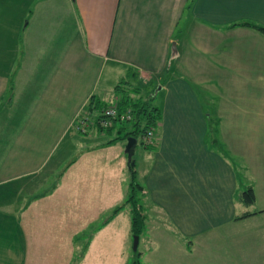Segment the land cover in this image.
<instances>
[{"label": "crops", "instance_id": "obj_1", "mask_svg": "<svg viewBox=\"0 0 264 264\" xmlns=\"http://www.w3.org/2000/svg\"><path fill=\"white\" fill-rule=\"evenodd\" d=\"M244 23L264 0H0V264H131L126 142L77 127L123 79L162 111L142 262L264 264V33Z\"/></svg>", "mask_w": 264, "mask_h": 264}, {"label": "trees", "instance_id": "obj_2", "mask_svg": "<svg viewBox=\"0 0 264 264\" xmlns=\"http://www.w3.org/2000/svg\"><path fill=\"white\" fill-rule=\"evenodd\" d=\"M259 29L264 33V26L255 23H244ZM120 82H125L127 86H123ZM114 90V96L117 97L116 105L118 106L119 114L117 117L110 118V125L103 127L100 123L102 116H100L101 111L110 105L109 102L98 99L96 96H92L87 108L79 116L77 127L81 132H85L89 128H96L99 131H105L107 133L117 132L116 136L109 140L107 144L113 143L118 140H127L129 136H134L137 140L141 139L143 141V135L149 129L153 131L157 130L159 122L162 117V111L159 106L154 103V95L152 92L156 89L147 90L146 98H134L133 94L134 87L130 81H120ZM12 88V82H11ZM139 88V87H138ZM140 88H142L140 86ZM151 92V93H150ZM130 111L132 113L129 119L121 118L122 113L125 111ZM93 113V114H92ZM130 125V126H129ZM90 126L89 128H87ZM124 133V134H123ZM156 136V135H155ZM156 139V138H155ZM156 140L154 141V143ZM153 143V144H154ZM153 144L147 145L146 147L151 148ZM134 150V149H133ZM129 167L131 170V181L130 190L125 199V201L117 205L110 216L119 213L126 205H130L131 208V231L134 235H141L145 229V214L143 205L144 187L136 179V167L135 164L131 165L129 162ZM139 192V194H138ZM243 201L246 204H251L255 201V193L253 188H248L243 192ZM140 251H134V257L131 264H144L140 258Z\"/></svg>", "mask_w": 264, "mask_h": 264}, {"label": "rangeland", "instance_id": "obj_3", "mask_svg": "<svg viewBox=\"0 0 264 264\" xmlns=\"http://www.w3.org/2000/svg\"><path fill=\"white\" fill-rule=\"evenodd\" d=\"M125 80L126 79H123L121 81H125ZM149 80H150L149 78L148 79L146 78L145 81H143V83L148 82ZM120 83L123 84V86H127V84L125 82H120ZM130 83L132 84V87H134V89H135L134 91L136 92L135 94H133L134 98H140V99L146 98L145 96L147 94V90L145 91V89H144L145 87H142L141 85H136V83L134 84L133 82H130ZM140 86L142 88H140ZM152 94H153V92H152ZM111 100H112V98L109 101H107V102H110ZM144 135H145V133H144ZM125 142H127V140H125ZM145 143L146 142H142L141 139H139L137 144L134 147L133 160L135 161L136 168H138L141 165V161H142L144 155L146 154V151H149V148H147L146 146L149 145V144H152V143H149V144L145 145ZM138 194H139V192H138ZM157 212L160 215L159 216L160 222L161 223H165L166 219L163 217V214L161 212H159L158 210H157ZM132 243H133V240H132ZM132 248H133V245H132Z\"/></svg>", "mask_w": 264, "mask_h": 264}, {"label": "built area", "instance_id": "obj_4", "mask_svg": "<svg viewBox=\"0 0 264 264\" xmlns=\"http://www.w3.org/2000/svg\"><path fill=\"white\" fill-rule=\"evenodd\" d=\"M117 97H114L113 101L111 100L107 107H105L101 113L100 116H102L100 123L103 127L110 125V118L111 117H117L119 114L118 106L116 105ZM121 118L123 119H129L132 115L130 111H125L124 113L120 114ZM143 141L146 142V144L154 143L155 141V131L153 129H149L145 135H143Z\"/></svg>", "mask_w": 264, "mask_h": 264}, {"label": "water", "instance_id": "obj_5", "mask_svg": "<svg viewBox=\"0 0 264 264\" xmlns=\"http://www.w3.org/2000/svg\"><path fill=\"white\" fill-rule=\"evenodd\" d=\"M137 138L134 136H129L127 138V142L125 145V152L127 154V158L128 161L131 162V165L135 164V161L133 160L132 156H133V149L135 147V145L137 144ZM138 244H139V235H134L133 236V251H137L138 250Z\"/></svg>", "mask_w": 264, "mask_h": 264}, {"label": "bare ground", "instance_id": "obj_6", "mask_svg": "<svg viewBox=\"0 0 264 264\" xmlns=\"http://www.w3.org/2000/svg\"><path fill=\"white\" fill-rule=\"evenodd\" d=\"M132 158H133V156H132Z\"/></svg>", "mask_w": 264, "mask_h": 264}]
</instances>
